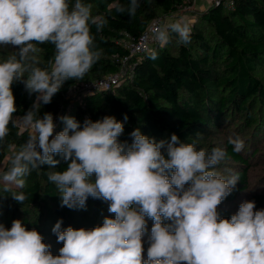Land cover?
I'll use <instances>...</instances> for the list:
<instances>
[{"label": "clouds", "instance_id": "1", "mask_svg": "<svg viewBox=\"0 0 264 264\" xmlns=\"http://www.w3.org/2000/svg\"><path fill=\"white\" fill-rule=\"evenodd\" d=\"M140 0L117 4L115 11L135 17ZM92 4L84 0H0V48L16 51L0 59V141L13 128L27 132V139L0 173L3 188L23 204V179L43 165L63 171H49L48 180L61 197L60 207L86 210L89 197L108 204L102 225L91 229L62 230L58 220L52 232L63 243L54 256L51 245L21 220L11 228L0 224V264H264V209L254 210L255 201H245L228 218H219L218 206L235 189L238 174L227 177L218 166L227 158L224 148L209 152L198 148L197 140L183 143L173 133L157 141L137 128L130 133L131 144L120 142L124 123L114 116L81 124L61 115L62 131L52 113L39 115L69 80L81 81L102 52L95 43L91 26L101 32L107 21L93 16ZM176 34L178 43L191 42V27L184 18L157 27L154 39L161 48ZM54 47L52 58L41 66L40 45ZM152 59L156 58L153 52ZM13 83H22L31 108L17 112ZM128 119L124 116V122ZM51 138V139H50ZM233 152L244 148L240 138L230 137ZM153 221L148 233L147 220ZM148 235L147 259L142 237Z\"/></svg>", "mask_w": 264, "mask_h": 264}, {"label": "trees", "instance_id": "2", "mask_svg": "<svg viewBox=\"0 0 264 264\" xmlns=\"http://www.w3.org/2000/svg\"><path fill=\"white\" fill-rule=\"evenodd\" d=\"M92 4L93 16H102L107 23L97 33L95 26L91 32L102 55L81 81L69 80L54 95L52 102L43 105L39 115L52 113L57 119L55 133L63 130L61 115L74 117L83 124L86 118L93 122L104 116H114L124 123V132L118 137L120 142L131 144L130 133L139 128L141 133L157 141L170 139L175 133L181 142L197 140L198 148H204L209 138L208 129L219 126L232 111L242 113L243 126L260 132L264 128V76L257 77L259 68L264 67V0H232L229 5H210L201 15V24L191 29V42L179 44L175 53L167 47L177 44L178 37L171 34L170 42L163 48L134 57L133 69L127 70L119 85L109 91L89 94L82 98L76 111L65 109L60 115L64 95L79 83L104 78L120 71L121 59L128 51L123 46L125 39L138 38L149 24L160 15L177 12L193 0H140L135 17L115 11L117 4L127 7L129 0H84ZM208 26L207 30L203 25ZM41 66L52 58L54 47L40 45ZM16 51V49L14 50ZM156 58L152 59V53ZM127 75V76H126ZM17 112L14 117H22L32 106L35 94L29 96L22 83H13ZM128 119L124 122V116ZM8 136L0 141V165L11 147H19L27 139V132L9 125ZM253 156L233 152L227 143V156L239 163L242 171H235L239 180L233 192L218 206L219 218L232 216L228 209L240 192L246 189L248 181L247 163ZM54 159L61 162L50 168L48 165L33 170L24 177L25 186L16 188L24 192L27 199L23 204L12 199L21 209L19 219L28 229H36L43 238L53 244L54 256L59 255L63 243L57 242L52 228L62 220L61 229L71 226L75 229H91L102 225L108 212V204L89 197L86 210H71L60 207L61 197L56 186L49 182V171H63L67 164L59 155ZM51 201V204L49 201ZM256 208L264 205V196L255 195ZM151 220V219H150ZM9 222L6 228H11ZM153 223V221L151 220Z\"/></svg>", "mask_w": 264, "mask_h": 264}, {"label": "rangeland", "instance_id": "3", "mask_svg": "<svg viewBox=\"0 0 264 264\" xmlns=\"http://www.w3.org/2000/svg\"><path fill=\"white\" fill-rule=\"evenodd\" d=\"M210 6L209 0H193L191 4H186L181 7L177 12L169 15H160L156 20L159 21L162 25H167L174 22L177 18L184 17L190 24L191 29L197 24H201V15ZM204 29L207 30L208 26L203 25ZM177 44L173 43L168 46L167 49L171 53H175L178 48ZM12 46H8L6 49L0 48V59H6L8 56L12 55L14 52ZM128 70V69H127ZM125 71L127 73L128 71ZM127 76V75H126ZM257 77L264 76V67L259 68V71L256 73ZM81 83L77 84L71 90L64 95L65 102L61 105L60 115L65 109L76 111L78 106L82 104V96L80 92ZM57 124V119H54ZM245 122L244 115L242 113H237L232 111L230 116L224 118L219 126H211L208 129L209 138L205 144V149L211 151L214 147L224 148L227 152V143L230 137L240 138L244 142V148L241 152L242 155L250 158L253 156L254 150H258L259 153L250 159L247 163L248 169V181L247 187L245 190L240 192L235 202L228 207L232 211V215L238 211L239 205L245 201H251V198L255 195L264 196V128L258 133L256 129L247 128L243 126ZM51 139V138H50ZM18 150V147H11L8 152L5 160L0 165V173L6 171L10 166L9 161L12 154ZM246 168H241L239 163L234 161L231 157H228L218 166V171L225 177L234 174L235 171H242ZM24 179V178H23ZM12 191H15L17 186L12 185ZM3 188V181L0 180V189ZM51 204V201L48 200ZM261 209H264V205ZM254 209V210H261ZM21 209L18 208L15 203L9 198L6 192H0V224L7 226L9 222L22 217ZM147 220L148 233H150L152 222L150 219ZM143 241V257L147 259V248L149 247L148 235L145 234L142 237ZM43 242L51 245L50 251L53 252V244L47 238H43Z\"/></svg>", "mask_w": 264, "mask_h": 264}, {"label": "built area", "instance_id": "4", "mask_svg": "<svg viewBox=\"0 0 264 264\" xmlns=\"http://www.w3.org/2000/svg\"><path fill=\"white\" fill-rule=\"evenodd\" d=\"M209 2L210 5H229L232 3V0H209ZM160 26L163 25L155 19L138 38L123 40L122 44L128 53L121 59L122 67L120 71L104 78L81 83L80 92L82 98L96 92L112 90L117 85H119L122 81L125 71L127 69L130 71L133 69V66L136 63L133 61L134 57H139L160 47L159 44L154 39H152L153 30Z\"/></svg>", "mask_w": 264, "mask_h": 264}]
</instances>
